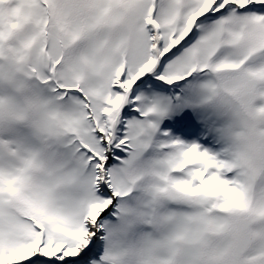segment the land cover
Listing matches in <instances>:
<instances>
[{"label":"snow or ice","instance_id":"obj_1","mask_svg":"<svg viewBox=\"0 0 264 264\" xmlns=\"http://www.w3.org/2000/svg\"><path fill=\"white\" fill-rule=\"evenodd\" d=\"M0 264H264V0H0Z\"/></svg>","mask_w":264,"mask_h":264}]
</instances>
